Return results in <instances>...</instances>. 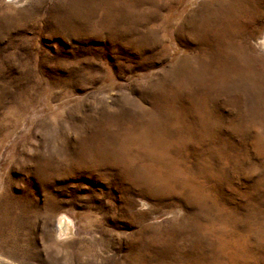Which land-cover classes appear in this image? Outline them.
<instances>
[{
    "label": "rangeland",
    "instance_id": "obj_1",
    "mask_svg": "<svg viewBox=\"0 0 264 264\" xmlns=\"http://www.w3.org/2000/svg\"><path fill=\"white\" fill-rule=\"evenodd\" d=\"M263 34L264 0H0V264H264Z\"/></svg>",
    "mask_w": 264,
    "mask_h": 264
},
{
    "label": "bare ground",
    "instance_id": "obj_2",
    "mask_svg": "<svg viewBox=\"0 0 264 264\" xmlns=\"http://www.w3.org/2000/svg\"><path fill=\"white\" fill-rule=\"evenodd\" d=\"M259 47L261 48V50L264 51V34L263 36L260 38L259 42H258ZM72 229V228H71ZM57 230H59V232H61L62 234H67L69 227L68 224L66 223V219L64 217H62L59 222L57 223Z\"/></svg>",
    "mask_w": 264,
    "mask_h": 264
}]
</instances>
